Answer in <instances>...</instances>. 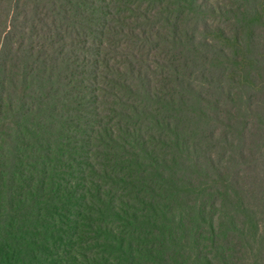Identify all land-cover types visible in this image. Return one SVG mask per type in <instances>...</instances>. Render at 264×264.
Here are the masks:
<instances>
[{
	"label": "trees",
	"instance_id": "trees-1",
	"mask_svg": "<svg viewBox=\"0 0 264 264\" xmlns=\"http://www.w3.org/2000/svg\"><path fill=\"white\" fill-rule=\"evenodd\" d=\"M263 10L0 0V264H264V154L237 199L183 130L203 102L235 108L225 46L264 47L243 29Z\"/></svg>",
	"mask_w": 264,
	"mask_h": 264
},
{
	"label": "rangeland",
	"instance_id": "rangeland-1",
	"mask_svg": "<svg viewBox=\"0 0 264 264\" xmlns=\"http://www.w3.org/2000/svg\"><path fill=\"white\" fill-rule=\"evenodd\" d=\"M207 1L226 9L231 7L233 0ZM220 20L219 17H215V19L210 20V23L214 27L215 25L222 26L225 21ZM252 23V18L243 22L246 36L256 35L263 30L264 10L255 22ZM240 27L241 25L237 26V28ZM226 46L225 49H228L227 53L230 58H222V62H224L222 71L228 79L231 80L233 78L235 84L242 86L240 88L241 94L237 96L238 101L235 108L230 105V114H226L227 110H225L223 105L225 103L222 102L223 106L220 105L221 108H212L211 105L203 102L202 104L206 107L203 108L202 106L200 108L198 105L195 108L196 110L192 111L193 113H186V115L193 114L198 118L194 119L197 123L193 120L188 123L185 122L183 130L188 133V137L194 138L197 144L208 147V152L214 156L215 163L219 164L220 161L222 167L223 165H227V163L231 165L232 171L230 176L234 177L233 181L239 183L238 193H235V197L241 199L250 184V179L243 178L242 176L246 174L249 176L248 169L257 163V158L261 153L264 154V139L260 134V128H257V130L254 128L258 122H261L257 119L259 113H257L256 107L262 104L261 95L264 92V67L262 65L251 66V60L254 55L257 54L259 57L264 56V47L262 45L255 53L246 46L240 47L239 50H235L230 45L227 48ZM231 92L235 94L234 87ZM200 112L204 116H199ZM233 125L238 130L235 131ZM198 186L200 189L201 186ZM218 201L221 202V198H218Z\"/></svg>",
	"mask_w": 264,
	"mask_h": 264
}]
</instances>
